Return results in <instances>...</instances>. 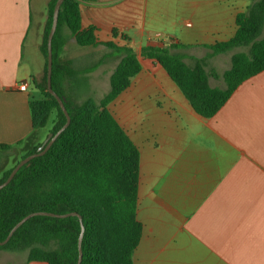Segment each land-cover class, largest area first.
Masks as SVG:
<instances>
[{
  "label": "crops",
  "instance_id": "1",
  "mask_svg": "<svg viewBox=\"0 0 264 264\" xmlns=\"http://www.w3.org/2000/svg\"><path fill=\"white\" fill-rule=\"evenodd\" d=\"M48 1L0 0V144L17 145L19 155L39 148L54 120L33 129L29 109L43 99L35 86L43 79L39 46ZM249 3L90 0L79 4L81 29L94 28L98 45L80 47L60 30L59 61L76 71L62 84L69 101L82 90H100L96 101L108 92L119 48H131L141 67L107 107L139 154L142 233L133 264H264V72L205 119L157 63L141 57L145 46L176 44L172 52L186 64L205 59V70L214 73L208 85L223 89L232 55L247 48L212 55L207 47L235 35L236 16ZM90 67L96 68L85 72ZM19 254L0 250V264H45Z\"/></svg>",
  "mask_w": 264,
  "mask_h": 264
},
{
  "label": "trees",
  "instance_id": "2",
  "mask_svg": "<svg viewBox=\"0 0 264 264\" xmlns=\"http://www.w3.org/2000/svg\"><path fill=\"white\" fill-rule=\"evenodd\" d=\"M56 1H48L39 46L44 59L43 79L35 87L43 99L29 103L33 129L45 127L54 115L52 135L66 121L46 87V41ZM89 1L63 0L60 6L51 43V86L65 99L70 123L44 155L20 168L0 190V242L17 222L31 213H76L83 227L81 264H133V252L142 233L136 220L139 154L107 107L129 86L140 71V64L131 48H119L120 60L110 75L108 92L98 101L88 98L74 105L62 88L65 78L76 71L59 61L63 50L59 38L61 28L65 27L80 47L98 45L94 28L81 29L79 4ZM248 1L246 12L236 16L235 35L227 42L207 47L212 55L247 48V52L232 55L229 69L221 75L223 89L208 85V78L214 73L205 70V59H194L193 65L186 64L182 56L172 52L178 47L176 44L149 45L141 50V57L157 63L202 118L213 117L240 84L264 72V37H261L264 0ZM95 68L90 67L85 72ZM16 146L0 144V162L3 158H15L11 167L0 171V184L20 160L38 148L19 155ZM80 232L81 225L75 216H35L23 223L0 250L26 251L27 262L76 264Z\"/></svg>",
  "mask_w": 264,
  "mask_h": 264
},
{
  "label": "water",
  "instance_id": "3",
  "mask_svg": "<svg viewBox=\"0 0 264 264\" xmlns=\"http://www.w3.org/2000/svg\"><path fill=\"white\" fill-rule=\"evenodd\" d=\"M63 0H57L54 8H53V13H52V20H51V26L50 30L47 35V41H46V46H47V58H46V87H47V92L56 100L58 103V106L60 110L62 111L64 117H65V124L56 132V134L52 135L50 134L48 139L37 149V151L26 158L20 160L14 168L11 170L10 174L8 175L7 179L0 184V190L6 187L10 181L13 179L15 174L18 172L20 168H22L25 165H28V163L36 158L44 155L48 149L51 147L53 142L56 140V138L68 127L70 123V117L67 113V110L64 106L65 104V99L63 97H59L53 90L51 86V73H52V48H51V43H52V38L54 36V33L57 28V22H58V14L60 10V6L62 4ZM35 216H48V217H54V218H66L69 216H75L79 219L80 225H81V232L78 238V259L76 264H81L82 260V252H81V241H82V235H83V227H82V222H81V217L76 214V213H69V214H63V215H58V214H53V213H45V212H35L31 213L24 218H22L19 222H17L10 232L8 233L7 237L5 238L4 241L0 242V246L5 245L10 237L13 235V233L23 224L25 223L28 219L35 217Z\"/></svg>",
  "mask_w": 264,
  "mask_h": 264
},
{
  "label": "rangeland",
  "instance_id": "4",
  "mask_svg": "<svg viewBox=\"0 0 264 264\" xmlns=\"http://www.w3.org/2000/svg\"><path fill=\"white\" fill-rule=\"evenodd\" d=\"M262 37V36H261ZM79 93V94H78ZM77 95H76V99L75 100H71L72 103L74 105L78 104V103H81L83 102L84 100L90 98V99H93V100H96V98L98 97V94L100 93V90H94V91H91V90H82V91H78ZM70 101V102H71ZM15 162V158H7V159H2L0 164H1V170H5L9 167H11ZM17 253H20L19 255H22L21 251L20 252H17Z\"/></svg>",
  "mask_w": 264,
  "mask_h": 264
},
{
  "label": "built area",
  "instance_id": "5",
  "mask_svg": "<svg viewBox=\"0 0 264 264\" xmlns=\"http://www.w3.org/2000/svg\"><path fill=\"white\" fill-rule=\"evenodd\" d=\"M26 88H27V84H26V83H22L21 85L18 86V89H19L20 91H25Z\"/></svg>",
  "mask_w": 264,
  "mask_h": 264
}]
</instances>
